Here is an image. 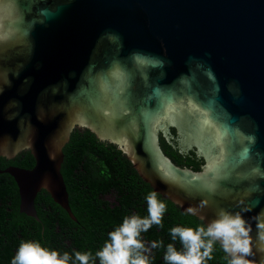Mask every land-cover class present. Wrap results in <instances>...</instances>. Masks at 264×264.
<instances>
[{"label":"water","instance_id":"95a60500","mask_svg":"<svg viewBox=\"0 0 264 264\" xmlns=\"http://www.w3.org/2000/svg\"><path fill=\"white\" fill-rule=\"evenodd\" d=\"M105 66L111 82L93 72ZM75 129L205 226L251 207L247 259L264 264L251 220L264 211V0H0V158L34 160L0 170L21 214L38 220L45 191L76 223L60 171ZM171 129L199 172L163 153Z\"/></svg>","mask_w":264,"mask_h":264},{"label":"trees","instance_id":"16d2710c","mask_svg":"<svg viewBox=\"0 0 264 264\" xmlns=\"http://www.w3.org/2000/svg\"><path fill=\"white\" fill-rule=\"evenodd\" d=\"M159 144L176 166L200 171L201 159L188 157L184 161V157L161 136ZM9 166L32 169L34 160L28 151L21 152L12 160L0 158V170ZM60 171L76 223L53 203L45 191H41L34 202L38 220L21 214L16 184L9 175L0 174V264H11L22 240L36 241L60 254L68 252L73 260L75 251L91 252L95 257L96 251L108 239V233L118 227L124 217L148 216L145 197L153 191L152 188L138 176L115 145L99 141L88 129L71 132L63 148ZM158 199L166 204L163 227L152 225L140 235L141 241L149 248V252L145 253L149 264H167L163 257L170 243L178 251H183L179 239L172 240L171 228L205 226L203 221L180 212L178 207L160 195ZM154 241H162L163 244L151 248ZM212 257L206 264H227V254L219 242L214 243ZM92 264H99L98 258Z\"/></svg>","mask_w":264,"mask_h":264},{"label":"clouds","instance_id":"9594fccd","mask_svg":"<svg viewBox=\"0 0 264 264\" xmlns=\"http://www.w3.org/2000/svg\"><path fill=\"white\" fill-rule=\"evenodd\" d=\"M148 216L141 218L136 215L126 216L123 222L108 233L104 245L96 251L95 257L91 252H74V260L68 252L60 254L57 250L42 247L38 242L22 240L16 249L11 264H92L94 259L99 264H149L145 253L149 248L141 241L140 235L152 225L163 227L162 219L166 204L158 199L156 191L149 192L146 197ZM201 206H204L202 202ZM252 211L251 207H243L232 213L221 208L216 218L195 229L191 227H173L170 229L172 240L177 238L183 251H178L173 244L166 246L163 259L167 264H206L211 260L214 243L219 242L227 254V264H253L247 259L253 255L252 224L245 219L243 213ZM188 213L195 214L192 207ZM251 220L255 221L257 239L264 245V211L257 213ZM160 242H152L151 248L161 247ZM259 251H264L260 247Z\"/></svg>","mask_w":264,"mask_h":264},{"label":"flooded vegetation","instance_id":"af4514ba","mask_svg":"<svg viewBox=\"0 0 264 264\" xmlns=\"http://www.w3.org/2000/svg\"><path fill=\"white\" fill-rule=\"evenodd\" d=\"M171 134H172V136H173V139L170 141V142H168V141H166L161 135H159V136H161L165 141H166V143L169 145V146H171L175 151H177L181 156H183L184 157V161H186V159L188 158V157H190L191 159H194V160H196V159H201L202 161H203V159L202 158H200V157H198V155L195 153V149H192V150H189V151H185V152H182L181 150H180V148H179V146H178V135L176 134V132H175V130L174 129H171ZM191 152H192V154H191ZM204 165V161H203V164H202V166ZM202 166H201V168H202ZM201 170V169H200Z\"/></svg>","mask_w":264,"mask_h":264},{"label":"snow or ice","instance_id":"6c2138e0","mask_svg":"<svg viewBox=\"0 0 264 264\" xmlns=\"http://www.w3.org/2000/svg\"><path fill=\"white\" fill-rule=\"evenodd\" d=\"M96 71H99L100 72V74H101V76H102L103 79L111 82V77H110L109 72H108V66H105L103 68L93 69V72L94 73ZM124 71H125V73H128L129 76L131 75V73H130V71H129V69L127 67L124 69ZM117 83H119V82L117 81ZM213 151H216V149L213 148Z\"/></svg>","mask_w":264,"mask_h":264}]
</instances>
